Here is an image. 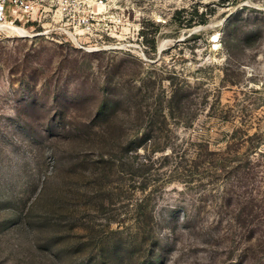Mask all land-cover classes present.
<instances>
[{
    "label": "rangeland",
    "instance_id": "374dc122",
    "mask_svg": "<svg viewBox=\"0 0 264 264\" xmlns=\"http://www.w3.org/2000/svg\"><path fill=\"white\" fill-rule=\"evenodd\" d=\"M98 6L0 26V264H264V0Z\"/></svg>",
    "mask_w": 264,
    "mask_h": 264
},
{
    "label": "built area",
    "instance_id": "2783aa9c",
    "mask_svg": "<svg viewBox=\"0 0 264 264\" xmlns=\"http://www.w3.org/2000/svg\"><path fill=\"white\" fill-rule=\"evenodd\" d=\"M107 0H0V25L14 21L24 25L27 22L50 18L56 21L62 31L81 47L91 38L96 39L95 28L100 11L99 2ZM41 22V21H40ZM81 32H78V31ZM102 42L100 48L107 47Z\"/></svg>",
    "mask_w": 264,
    "mask_h": 264
},
{
    "label": "bare ground",
    "instance_id": "6f19581e",
    "mask_svg": "<svg viewBox=\"0 0 264 264\" xmlns=\"http://www.w3.org/2000/svg\"><path fill=\"white\" fill-rule=\"evenodd\" d=\"M18 24H20V23H17V22H14V21H6L3 25H0V26L4 27L8 31L20 33L21 35H29V34H31L24 27H22V26H25V25L20 24L22 26H19ZM78 32H81V31L79 30ZM211 39L213 41H215L216 40V35H214Z\"/></svg>",
    "mask_w": 264,
    "mask_h": 264
},
{
    "label": "trees",
    "instance_id": "16d2710c",
    "mask_svg": "<svg viewBox=\"0 0 264 264\" xmlns=\"http://www.w3.org/2000/svg\"><path fill=\"white\" fill-rule=\"evenodd\" d=\"M172 16H173V18H174V19H176V18H177V19H178V21H181L180 17H179V16H177V12L173 13V14H172ZM200 20H201V21H205V18H201Z\"/></svg>",
    "mask_w": 264,
    "mask_h": 264
},
{
    "label": "water",
    "instance_id": "95a60500",
    "mask_svg": "<svg viewBox=\"0 0 264 264\" xmlns=\"http://www.w3.org/2000/svg\"><path fill=\"white\" fill-rule=\"evenodd\" d=\"M210 36H211V38H212V37L214 36V34H211Z\"/></svg>",
    "mask_w": 264,
    "mask_h": 264
}]
</instances>
